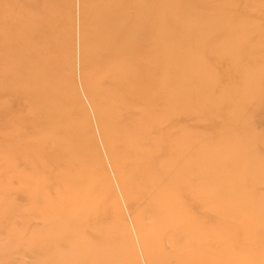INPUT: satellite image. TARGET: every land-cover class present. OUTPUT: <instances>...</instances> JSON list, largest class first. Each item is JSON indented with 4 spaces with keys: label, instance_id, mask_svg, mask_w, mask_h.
I'll use <instances>...</instances> for the list:
<instances>
[{
    "label": "rangeland",
    "instance_id": "obj_1",
    "mask_svg": "<svg viewBox=\"0 0 264 264\" xmlns=\"http://www.w3.org/2000/svg\"><path fill=\"white\" fill-rule=\"evenodd\" d=\"M52 3L59 53L41 81L28 17L40 0L0 1V264H171L178 225L229 264H264V0H163L178 20L158 13L153 105L172 118L151 119L152 142L170 127L173 167L186 161L192 198L206 200L185 224L154 207L173 189L137 177L156 155L134 151L147 134L121 135L132 122L99 85L96 0ZM56 148L66 160L48 167Z\"/></svg>",
    "mask_w": 264,
    "mask_h": 264
},
{
    "label": "bare ground",
    "instance_id": "obj_2",
    "mask_svg": "<svg viewBox=\"0 0 264 264\" xmlns=\"http://www.w3.org/2000/svg\"><path fill=\"white\" fill-rule=\"evenodd\" d=\"M16 2L12 3L15 4ZM162 2L163 0H155L156 6H154L147 0H96L93 39L96 54L92 64L98 75L101 88L116 105L123 109V119L132 122V125L125 126L120 131L121 135L136 140V137L139 138L138 134H147V137L145 135L142 139L146 142H137L134 151L156 155L153 160L146 163L147 171L141 172L137 177L145 180V182L151 177L153 186L163 184L168 188V193L173 189V196L169 198L171 199L170 206L159 202L154 207L160 208V210L164 208L163 210L172 218L179 219V215H184V219H182L185 224L188 223L187 218L191 213H196L201 218L204 217V212L201 209L205 207L206 200L201 198L195 201L192 198L193 187L190 186V168L185 163L186 161L177 168H175L177 165L173 167L175 139L169 131L170 127L167 130L159 131L164 132L159 134L161 139L158 141L159 143L157 141L153 143V136L151 135L157 132L151 130L154 124L151 119L155 115L158 114L157 122L162 125H167L168 119L172 118H166L164 119L166 122H161L160 115L163 107L158 105L162 109L159 110L158 106H154V98L160 96L161 90H163L158 63L153 57L154 53L151 52L157 51L159 41L158 34L162 23L158 18V13H161L162 16L165 13V19L170 22L178 20L177 16L172 18L173 14L169 9L166 12L165 9L161 8ZM34 7L28 14L31 27L34 29L30 38L34 53L32 54L36 56L33 68L37 70L38 80L44 81L46 78L49 79L48 75H51V72L45 68L42 69L40 66H46V62L52 61L50 55L54 56L59 53L56 40V7L52 0H40V4L34 5ZM1 14L0 12V18ZM20 20H22L20 16L14 17L12 15L11 18L9 17L8 22L14 30L13 38L18 35ZM174 27L177 28L176 30L182 31L180 25ZM2 38L3 36L1 40ZM160 101H162L161 98ZM135 104L140 106L139 111L125 112L133 108ZM166 109L172 116L173 107L169 109L166 107ZM52 150L45 151V155H43L44 164L48 167L60 166L66 160L64 157L66 153L57 148ZM168 168L171 171L174 169V172L165 175L164 171ZM198 201L200 205L195 204ZM79 219L82 220L83 218ZM86 226L90 227L91 225L88 223ZM180 228L179 225L171 227L165 237L167 245L173 251L171 264H229L222 255L206 252L203 247H197L192 241H187V230L182 231Z\"/></svg>",
    "mask_w": 264,
    "mask_h": 264
}]
</instances>
